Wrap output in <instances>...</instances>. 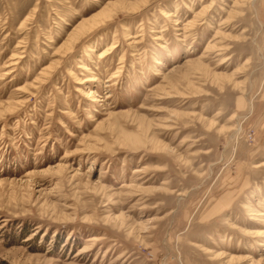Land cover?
Listing matches in <instances>:
<instances>
[{
  "label": "rangeland",
  "instance_id": "374dc122",
  "mask_svg": "<svg viewBox=\"0 0 264 264\" xmlns=\"http://www.w3.org/2000/svg\"><path fill=\"white\" fill-rule=\"evenodd\" d=\"M0 264H264V0H0Z\"/></svg>",
  "mask_w": 264,
  "mask_h": 264
},
{
  "label": "bare ground",
  "instance_id": "6f19581e",
  "mask_svg": "<svg viewBox=\"0 0 264 264\" xmlns=\"http://www.w3.org/2000/svg\"><path fill=\"white\" fill-rule=\"evenodd\" d=\"M111 8H112V7H111ZM111 8H110V9H111ZM113 9H114V8H113ZM108 11L110 12V10H108ZM104 12H105V11H104ZM104 12H103V13H104ZM113 12H114V11H113ZM107 13H108V12H107ZM110 13H111V12H110ZM108 14H109V13H108ZM100 15H101V14H100ZM109 15H110V14H109ZM109 15H108V16H109ZM111 15H112V14H111ZM98 16H99V15H98ZM104 16H105V15H103V17H104ZM103 17H102V18H103ZM105 17H106V16H105ZM95 18H96V17H95ZM95 18H94V19H95ZM99 18H100V16H99ZM102 18H101V19H102ZM77 33H79V32H77ZM79 35H80V34H79ZM77 36H78V35H77ZM73 37H74V35H73ZM78 37H79V36H78ZM74 39H75V38H74ZM74 41H75V40H74ZM72 42H73V41H72ZM102 54H103V53H102ZM211 124H212V123H211ZM220 132H221V130H220ZM258 166H259V165H258Z\"/></svg>",
  "mask_w": 264,
  "mask_h": 264
}]
</instances>
